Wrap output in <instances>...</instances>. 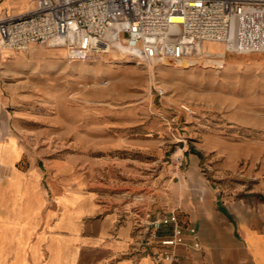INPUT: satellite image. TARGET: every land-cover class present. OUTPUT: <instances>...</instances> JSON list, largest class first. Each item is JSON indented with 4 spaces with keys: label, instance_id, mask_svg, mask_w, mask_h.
I'll use <instances>...</instances> for the list:
<instances>
[{
    "label": "rangeland",
    "instance_id": "obj_1",
    "mask_svg": "<svg viewBox=\"0 0 264 264\" xmlns=\"http://www.w3.org/2000/svg\"><path fill=\"white\" fill-rule=\"evenodd\" d=\"M263 17L251 18L249 45L264 39ZM201 49L190 64L142 62L115 48L83 58L48 42L3 49L0 138L14 134L41 162H76L87 190L139 220L181 194L259 215L264 48Z\"/></svg>",
    "mask_w": 264,
    "mask_h": 264
},
{
    "label": "crops",
    "instance_id": "obj_2",
    "mask_svg": "<svg viewBox=\"0 0 264 264\" xmlns=\"http://www.w3.org/2000/svg\"><path fill=\"white\" fill-rule=\"evenodd\" d=\"M34 6L35 0H0V18ZM17 141L12 133L0 138V264H156L153 252L162 246L146 219L87 190L76 162H41ZM174 197L179 203L160 211H175L181 224L196 227L200 247L177 248L188 264H264V212L233 216L225 202L208 209L200 198ZM171 231V223L161 225L157 237Z\"/></svg>",
    "mask_w": 264,
    "mask_h": 264
},
{
    "label": "built area",
    "instance_id": "obj_3",
    "mask_svg": "<svg viewBox=\"0 0 264 264\" xmlns=\"http://www.w3.org/2000/svg\"><path fill=\"white\" fill-rule=\"evenodd\" d=\"M259 12L264 0H35L31 10L0 18V51L56 39L83 58L115 48L147 63H191L204 41L232 50L234 22ZM181 107L192 111L186 102ZM146 217L162 246L153 252L156 264H188L177 248L200 247L196 227L181 224L175 211L148 210ZM170 223L171 233L157 237Z\"/></svg>",
    "mask_w": 264,
    "mask_h": 264
},
{
    "label": "bare ground",
    "instance_id": "obj_4",
    "mask_svg": "<svg viewBox=\"0 0 264 264\" xmlns=\"http://www.w3.org/2000/svg\"><path fill=\"white\" fill-rule=\"evenodd\" d=\"M255 15H264V12H259V13H254L252 15H250V17H246V19H244V21H240V20H236L234 22V31H233V39H232V44L230 46H232V49H235V50H238V51H244V50H240V49H250V48H264V39H261L260 41L256 42L255 40V43H253V45H249V40L248 37H249V34H248V31L250 29H248L250 26L249 23H250V20L253 16ZM253 19V18H252ZM263 20H264V17L261 18V20H259V23H263ZM253 21V20H252ZM255 23V22H254ZM252 25V24H251ZM253 27L256 28L255 24H253ZM253 29V28H252ZM251 29V30H252ZM254 31V29H253ZM254 34V32H253ZM259 35V34H258ZM247 38V39H246ZM244 39H246V41H243ZM242 40V41H241ZM205 42V41H204ZM209 42H215V43H221L225 46L226 48V45L223 43V42H217V41H209ZM240 42V43H239ZM57 43H61L59 40H56V39H53L51 40L48 44L50 45H55ZM249 51V50H248ZM73 54V52H72ZM76 53L73 54V56L75 55ZM77 55V54H76ZM221 56H222V52H221ZM216 60V59H215ZM182 62H186L185 60L184 61H180L179 63H182ZM216 62L219 64V65H222L223 64V59H219V60H216ZM190 64V63H188Z\"/></svg>",
    "mask_w": 264,
    "mask_h": 264
},
{
    "label": "water",
    "instance_id": "obj_5",
    "mask_svg": "<svg viewBox=\"0 0 264 264\" xmlns=\"http://www.w3.org/2000/svg\"><path fill=\"white\" fill-rule=\"evenodd\" d=\"M143 225L147 228V230L151 227V223L149 221H144Z\"/></svg>",
    "mask_w": 264,
    "mask_h": 264
}]
</instances>
